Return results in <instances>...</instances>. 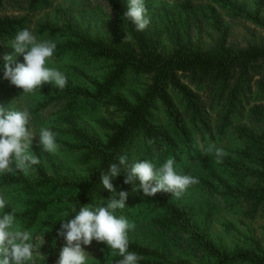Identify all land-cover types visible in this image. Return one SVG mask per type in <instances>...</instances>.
Masks as SVG:
<instances>
[{
    "label": "trees",
    "instance_id": "trees-1",
    "mask_svg": "<svg viewBox=\"0 0 264 264\" xmlns=\"http://www.w3.org/2000/svg\"><path fill=\"white\" fill-rule=\"evenodd\" d=\"M104 1L112 11L113 20L111 27L101 33L89 35L87 30L69 26L60 29L51 23L42 24L39 29L51 37L60 32L69 33V39L75 42L69 51L103 61L111 68L90 100L93 110L101 103H112L121 119L102 123L107 132L105 141L81 138L96 166L85 180L77 181L57 173L56 179H39L31 185L21 174L1 175L0 186L25 190L49 187V192L59 193L57 199L62 198L61 203L67 207L65 220L75 214L71 212V205H75L77 211L83 205H106L109 197L115 195L119 199V191L126 190L129 196L125 208L115 210L114 214L121 216L122 211V216L129 220L130 211L139 208L133 200L137 198L140 203L145 195L139 191L138 182L133 192L132 185L123 183L126 174L123 168L121 175L112 181L116 193L104 189L100 173L106 172L111 163H118L121 155H127L129 165L149 160L159 168L173 157L177 169L182 161L188 165L194 161L199 163V141L230 133L239 146L227 160L214 157L211 159L214 162L204 163L210 173L203 185L210 189L223 185L229 201L244 200L252 206L249 211L252 214L259 205H264V103H256L257 96L264 94V0H172L170 5L148 9L150 23L143 31H137L124 17L128 0ZM51 2L30 0L28 9L48 8ZM56 14L58 20H63L61 10H56ZM235 22L244 24L249 33L252 29L250 31L246 25L259 29L261 37H251L242 46L235 43L232 39ZM23 28H28L26 16L0 17L1 40H13ZM127 36L132 40L125 39L121 43ZM3 65L0 58V86L15 87L3 78ZM129 74L149 79L148 86L135 95L134 102L118 95ZM40 92L46 101L39 104V108L65 99L67 104L63 111L70 114L77 110L82 96L68 81L63 89L51 83L43 84ZM159 109L163 121L157 119ZM34 167L39 169L37 165ZM147 201L160 213L159 231L186 235L200 252V264H264V252L260 249L227 251L216 244L208 234L211 218L208 212L196 210L164 193L148 197ZM53 206L54 200L35 199L28 204L27 213L17 217L23 220L28 214L25 222L30 226L40 213ZM55 226L59 229L60 224ZM64 244L59 238L44 264H56ZM97 250L103 255L106 245L100 243ZM129 251L143 257L139 264H189L173 259L165 248L140 244L136 240H129ZM112 254L116 258L114 256L111 263L117 264L122 257L115 252Z\"/></svg>",
    "mask_w": 264,
    "mask_h": 264
},
{
    "label": "rangeland",
    "instance_id": "rangeland-1",
    "mask_svg": "<svg viewBox=\"0 0 264 264\" xmlns=\"http://www.w3.org/2000/svg\"><path fill=\"white\" fill-rule=\"evenodd\" d=\"M30 0H0V17L20 18L26 16L28 19V29L32 31L37 39H50L56 43V49L53 56L48 61L49 67H54L65 74L67 81L70 82L72 89L79 92L82 96L78 99V108L73 113L63 111L67 101H55L44 108L38 105L46 101L44 94L37 89L34 93L25 94L22 89L10 87L8 85L0 86V106L7 110L20 111L25 108L30 112L28 127L33 131L34 137L30 146L33 155L40 159L37 165L39 169L32 168L27 173L21 170H15L12 173L0 174L7 176L23 175L31 185H35L39 179L53 180L56 174L61 173L74 180H85L90 170L96 166L95 161L86 149L84 139L106 140L107 132L103 129L102 123L117 122L121 118L116 115L115 107L112 103H101L96 110H93V104L90 100L99 86L105 81L111 68L103 61H95L88 56H79L69 51L75 44L74 39H69V33L60 32L54 36L40 32V25L51 23L57 25L60 29L65 26L87 30L89 35L101 33L108 27H111L113 14L110 7L104 0H52L51 7L38 8L35 11L28 9ZM147 9L156 6L170 5L172 0H145ZM63 12V20L57 19L56 10ZM251 32L245 31L244 24L235 22L233 27V41L241 46L250 41L251 37L259 39L262 32L253 26L246 25ZM12 41V40H11ZM11 41L0 39V58L5 54H11ZM163 45L167 47L166 40ZM65 47V49H61ZM63 50V51H61ZM16 62L23 63V56H16ZM14 66V65H13ZM57 87L54 82H50ZM149 79L144 75L129 74L126 78L124 87L118 95L129 102L135 101V95L148 86ZM256 103H264V94L257 96ZM162 110L157 112V119L163 121ZM41 128H48L54 132L58 149L55 152H46L39 144V132ZM215 143L217 147L223 148L227 153L222 157L227 160L231 157L239 146V142L234 139L230 133L222 136H216L214 139L198 142L200 161H194L188 165L182 161L177 171L188 174L199 179V183L188 187L181 196L170 195L176 200L184 201L196 210L208 212L211 215L208 234L210 238L218 245L223 246L227 251L238 249H260L264 252V205H259L256 210L249 214L252 206L242 199H232L224 195L223 185L212 189L203 185L209 177V170L204 163L206 161L214 162L212 158H218L214 153L205 151L207 146ZM208 153V156H206ZM206 156V157H205ZM15 168V165H13ZM217 182V181H216ZM211 184L210 182H208ZM218 183V182H217ZM136 187V186H135ZM48 188H32L29 190L20 187L0 186V195H3L7 201L6 207L0 210V215L5 210L11 212L15 210L16 220L21 230H27L32 233V243H34L40 254L34 256L28 264H44L49 254L54 249L56 237L55 225L66 219L64 213H67V207L64 206L63 199H57L59 193L49 192ZM147 196H143L140 203L137 198L133 203L139 208H133L130 211V222H134L135 229L129 231L128 239L136 240L140 244H148L152 247L165 248L166 251L177 261H185L189 264H200V252L193 247L186 235L181 233L168 232V234L159 231L157 221L160 219V213L148 205ZM35 199L54 200V206L48 211H43L35 219L34 224L27 226L26 217L19 219V214L27 213L28 204ZM53 208V209H52ZM122 216V211H120ZM65 243V241H64ZM98 242L92 241L91 245L83 246L84 251L89 254V264H112L114 256L112 250L107 248L102 255L98 252ZM116 258V256H115Z\"/></svg>",
    "mask_w": 264,
    "mask_h": 264
},
{
    "label": "clouds",
    "instance_id": "clouds-1",
    "mask_svg": "<svg viewBox=\"0 0 264 264\" xmlns=\"http://www.w3.org/2000/svg\"><path fill=\"white\" fill-rule=\"evenodd\" d=\"M145 0H128L124 17L128 18L137 31H143L150 23L147 17ZM132 40L131 36L121 41ZM11 54L3 56V78L11 85L22 89L25 94L34 93L43 84L54 82L63 89L67 84L64 73L48 66L53 56L56 43L50 39H37L28 28L19 30L11 41ZM23 56V63L16 62V56ZM14 65V66H13ZM30 112L27 108L20 111L5 110L0 106V174L21 170L27 173L33 166L40 163V159L33 155L30 146L35 134L29 129ZM55 133L48 128H41L39 144L46 152H55L58 145ZM214 153L218 158L227 155L223 148L211 143L205 149ZM219 162V160H218ZM176 161L169 157L159 168L149 160L136 161L129 165L127 155H121L118 163H111L106 172L100 173V183L111 193H116L112 181L125 170L123 183L132 185V192L138 189L147 197H154L157 193L165 192L179 197L190 186L199 183L197 177L177 171ZM15 165V168L13 167ZM107 199L106 205H83L77 211L71 205V212L75 213L70 219L61 221L56 232L57 238L65 241L60 249L56 264H89V254L83 246L91 245L92 241L103 243L107 248L117 253L122 259L117 264H139L142 256L129 251L128 233L135 229L134 222L124 216H116L115 210L125 208L129 192L121 190ZM7 201L0 195V210L6 207ZM65 216L68 213H64ZM32 233L21 230L16 220L15 210L0 215V264H28L34 256L41 255L37 246L32 243Z\"/></svg>",
    "mask_w": 264,
    "mask_h": 264
}]
</instances>
